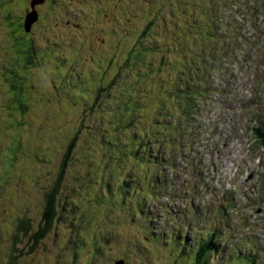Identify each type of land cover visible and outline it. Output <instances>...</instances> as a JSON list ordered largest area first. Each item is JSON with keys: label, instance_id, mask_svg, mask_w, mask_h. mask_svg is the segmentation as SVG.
I'll list each match as a JSON object with an SVG mask.
<instances>
[{"label": "rangeland", "instance_id": "374dc122", "mask_svg": "<svg viewBox=\"0 0 264 264\" xmlns=\"http://www.w3.org/2000/svg\"><path fill=\"white\" fill-rule=\"evenodd\" d=\"M32 1L40 0H0V264H196L203 248L204 264H251L246 252L263 264L264 148L250 129L264 128V83L254 80L264 74L254 49L264 28L259 33L249 22L241 30L253 2L44 0L26 32L19 17L32 12ZM241 2L246 9L239 18ZM235 32L252 43L246 51L245 41L242 52L233 44L228 58L241 62L249 54L251 78L230 87L226 72L211 80L223 84L225 102L197 119L211 130L200 144L205 180L179 160L169 169L149 166L147 186V167L111 145L126 143L116 128L128 112L122 101L141 105L136 130L160 120L175 131L168 122L181 114L176 102L184 100L172 87L187 85L180 79L186 56L209 58L211 41ZM196 37L208 40L195 44ZM256 48L264 51V41ZM210 61L217 69L215 57ZM194 66L190 78L200 84L203 102L205 66ZM76 133L53 228L36 242L46 193ZM160 170L172 176L175 190L163 191L153 173ZM23 222L28 232L19 231Z\"/></svg>", "mask_w": 264, "mask_h": 264}, {"label": "trees", "instance_id": "16d2710c", "mask_svg": "<svg viewBox=\"0 0 264 264\" xmlns=\"http://www.w3.org/2000/svg\"><path fill=\"white\" fill-rule=\"evenodd\" d=\"M253 2V6H247L248 14L246 18H243L242 23V29L245 31L244 25H247V30L249 29V22L254 23L253 30H256L259 32L258 26H261L264 28V0H251ZM245 2H241L240 5V13L239 18H242L245 15V9L246 5ZM259 4L263 6V10L261 11V7L259 8ZM247 11V10H246ZM250 17L253 18V20L250 19ZM263 18V24H256L257 21ZM223 19V18H222ZM240 20V19H239ZM236 23L239 25L240 22ZM261 33V32H259ZM236 36H233L232 38L224 41V40H215L211 41V46L207 48V43H205L206 48L210 51L207 52V55H209V58L212 55V58L215 57V59L219 62V66L216 69V66L213 65V61H209V58H205L203 56H195V55H187L188 62H186V68L185 72H183L182 77L180 78L182 81H184L185 88H183L178 82L177 84H174L172 87V90L175 92V95L178 99H182L184 101H177L176 104L181 109L179 110L181 114L177 116L174 121L168 122L170 125H172L173 128H175V131L171 132L169 130H165L160 125L161 121H155L153 120L152 124H148V128H144L143 130H136L135 128L137 125L135 124V118L139 116V105L137 102L133 101L130 102H123V107L125 109L121 111H128L126 114L127 116L123 120H119V122L116 125V128L119 129V133L121 137L126 141L125 144H122L120 146L119 143H112L114 147H119L120 151H117L118 156L123 157H131L133 160L139 162L141 165L146 166L147 168L144 169V177L147 181V186L149 185V180L151 179V176L147 174V169L149 166H161L162 169H169L168 166H174L176 167L178 164L177 162L179 160H183L187 163L188 168L193 169L194 167L197 169V173H199L200 177H203L207 174V170L201 165V159L200 154L201 152L205 151L201 150L200 144L203 142V136L209 135L210 129L205 128V126L200 125V123L197 121L198 118L203 117L207 113L211 112L212 110L216 109L220 104L225 102V100L221 99V96L224 94V86L222 83H215L211 80H215V74H221L223 72H226L228 75V86H232V83H234L236 80H246L249 81L251 78V67L249 65L250 60L248 58L249 54L246 55V58L238 62L237 60H233L230 57V52L232 51L233 47L236 45L237 49L242 52L244 50V44H246V51L248 50L249 45L252 43V40L246 39V35L242 37V35H239L237 32H235ZM264 35V34H263ZM238 36V37H237ZM245 38L243 42H240L238 38ZM232 39H234V42H230ZM208 38L203 37H196L195 40H193V43L201 42H207ZM246 41V42H245ZM264 36L258 37V40L254 41L255 50L258 52L259 58L262 60V63L264 64V51H259L256 46L260 44V42L263 43ZM234 44V46H233ZM188 47V45H186ZM235 50V49H234ZM233 50V51H234ZM186 52V48L184 49ZM149 52V50L147 51ZM184 52V53H185ZM228 59L227 62H223L224 60ZM166 62L163 61L160 63V65L165 64ZM153 64H155L153 62ZM200 64L203 65L201 69L205 66L204 74H206V80H203V92H206L204 95V101L199 102V99L197 98L198 95V89L200 87L199 83H195L193 79H191V75L193 74L192 69L198 70L199 67H196L194 65ZM157 65V64H156ZM227 66L224 67V66ZM158 66V65H157ZM169 66V65H168ZM230 67V68H229ZM239 75H241L239 77ZM118 77V76H117ZM116 77V78H117ZM194 77H196L194 75ZM115 78V79H116ZM114 79V80H115ZM254 80L259 82V85L264 83V74H261L259 76L255 75ZM113 84V83H112ZM110 84L108 88H104L102 86V89L98 91V95H101V92L108 91L111 87ZM170 91L169 93H171ZM168 93V94H169ZM264 96V92L262 93V97ZM125 115V113H123ZM252 122H255L257 119V116L252 117ZM180 124V122H182ZM159 123L160 126L157 124ZM251 133L253 135V138L255 139V143L258 145H261V147L264 148V128L261 126L259 127H251ZM78 133L75 134L74 138L70 141L68 144L65 153L62 156L61 164L57 173L56 180L54 184L51 186V188L46 193V204L42 215V226L39 232H37L33 238L37 242L38 239H42L43 237H46V234H48L52 228H53V222L55 221L57 217V211H58V196L60 195V191L62 188V182L64 180V176L66 173L67 166L72 158L73 150L76 143ZM206 135V136H207ZM186 136V138H184ZM205 137V136H204ZM183 140L185 142H188V145L182 146ZM183 148V149H182ZM168 165V166H167ZM154 176L157 181L161 182L163 184V191L167 192L170 191V189L175 190V187L169 188V184H171V178L172 176L166 175L163 170H160L159 172H154ZM147 176V177H146ZM201 180V181H202ZM136 182V179L134 180ZM128 186V183L123 184V186ZM122 187V186H121ZM201 188H203V185H201ZM193 192V190L188 191ZM180 192H177L176 195H179ZM181 196V195H180ZM185 197V195L183 196ZM153 198H155V195H153ZM180 198V197H179ZM183 199V198H180ZM171 201V200H170ZM69 203V202H68ZM70 208V204L68 209ZM28 232L30 230V225L26 222H23L19 226V231ZM213 237V236H211ZM188 237H186L187 239ZM213 244H216L213 242ZM220 245V244H219ZM98 250V249H97ZM99 251V250H98ZM220 254L223 253V250L219 252ZM206 250L203 248L200 252L196 255V264H204L205 262H208V256L205 255ZM224 255V254H223ZM245 256L248 259V262L251 264H257V261H261L260 257L258 255H253L251 252H246ZM229 260L228 258L225 260ZM240 264H244L243 262ZM264 264V262H263Z\"/></svg>", "mask_w": 264, "mask_h": 264}, {"label": "water", "instance_id": "95a60500", "mask_svg": "<svg viewBox=\"0 0 264 264\" xmlns=\"http://www.w3.org/2000/svg\"><path fill=\"white\" fill-rule=\"evenodd\" d=\"M43 1L44 0L31 2L32 12H30L26 15L25 22H24V29L26 32H29L31 29V26L38 21V12L35 10V6H36V4L43 3ZM116 264H124V262L120 261Z\"/></svg>", "mask_w": 264, "mask_h": 264}, {"label": "flooded vegetation", "instance_id": "af4514ba", "mask_svg": "<svg viewBox=\"0 0 264 264\" xmlns=\"http://www.w3.org/2000/svg\"><path fill=\"white\" fill-rule=\"evenodd\" d=\"M25 17H26V14H25ZM25 17H19V29L20 30H24V22H25ZM39 20V18H38ZM36 24V23H35ZM25 32V31H24ZM9 34V33H8ZM27 34V33H26ZM27 37H28V34H27ZM36 54V53H35ZM37 56V59H38V54L36 55Z\"/></svg>", "mask_w": 264, "mask_h": 264}, {"label": "bare ground", "instance_id": "6f19581e", "mask_svg": "<svg viewBox=\"0 0 264 264\" xmlns=\"http://www.w3.org/2000/svg\"><path fill=\"white\" fill-rule=\"evenodd\" d=\"M35 25V24H34ZM255 114V113H254ZM261 226H263L262 224H261Z\"/></svg>", "mask_w": 264, "mask_h": 264}]
</instances>
